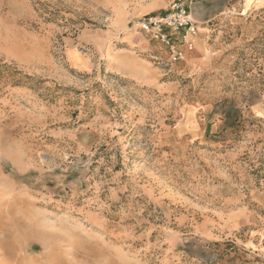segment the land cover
<instances>
[{
    "label": "rangeland",
    "instance_id": "rangeland-1",
    "mask_svg": "<svg viewBox=\"0 0 264 264\" xmlns=\"http://www.w3.org/2000/svg\"><path fill=\"white\" fill-rule=\"evenodd\" d=\"M171 2L0 0V264H264V11Z\"/></svg>",
    "mask_w": 264,
    "mask_h": 264
},
{
    "label": "built area",
    "instance_id": "built-area-1",
    "mask_svg": "<svg viewBox=\"0 0 264 264\" xmlns=\"http://www.w3.org/2000/svg\"><path fill=\"white\" fill-rule=\"evenodd\" d=\"M196 0H172L162 14H148L137 20L135 28L161 43L170 54V61L177 63L184 56V49L193 50L198 34V24L192 6ZM180 45H183L182 47Z\"/></svg>",
    "mask_w": 264,
    "mask_h": 264
},
{
    "label": "crops",
    "instance_id": "crops-1",
    "mask_svg": "<svg viewBox=\"0 0 264 264\" xmlns=\"http://www.w3.org/2000/svg\"><path fill=\"white\" fill-rule=\"evenodd\" d=\"M192 10L195 19L200 23L235 16L232 11L236 10L258 17L259 12L264 11V0H196Z\"/></svg>",
    "mask_w": 264,
    "mask_h": 264
},
{
    "label": "bare ground",
    "instance_id": "bare-ground-1",
    "mask_svg": "<svg viewBox=\"0 0 264 264\" xmlns=\"http://www.w3.org/2000/svg\"><path fill=\"white\" fill-rule=\"evenodd\" d=\"M188 124V123H187ZM187 128V127H186Z\"/></svg>",
    "mask_w": 264,
    "mask_h": 264
}]
</instances>
